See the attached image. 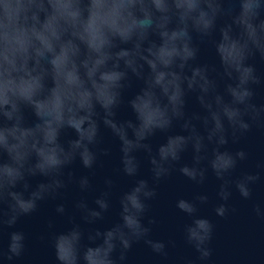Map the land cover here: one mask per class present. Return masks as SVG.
<instances>
[{"label":"clouds","instance_id":"obj_1","mask_svg":"<svg viewBox=\"0 0 264 264\" xmlns=\"http://www.w3.org/2000/svg\"><path fill=\"white\" fill-rule=\"evenodd\" d=\"M202 45L217 62H198ZM257 56L264 60V0H0V261L15 264L25 254L28 237L15 228L22 217L62 198L70 184L81 192L91 188L88 176L77 179L66 169L77 158L93 169L108 154L100 147L104 129L119 142V171L134 183L120 195L119 221L110 228H85L76 219L94 225L105 218L114 187L108 178L95 207L77 200L67 214L70 226L41 237L56 264H124L141 240L167 257L175 241L151 239L157 220H143L157 186L174 171L204 185L210 170L219 181L215 214L234 212L227 203L233 188L248 200L261 178L259 172L235 175L248 153L226 147L254 127L264 129V103L254 102V86L264 76L250 62ZM133 77L143 82L128 100L135 119L118 120ZM189 94L200 111H187ZM25 109L35 117L31 124ZM177 123L179 134L171 131ZM66 128L76 137L65 144ZM157 132L167 136L153 151L148 141ZM141 151L151 181L138 178ZM189 151L191 161L183 163ZM36 176L44 179L33 187L29 178ZM209 199L196 193L175 202L191 218L184 241L197 254L183 264H213L215 226L197 215ZM55 210L66 214L64 203ZM253 210L264 219V207Z\"/></svg>","mask_w":264,"mask_h":264},{"label":"water","instance_id":"obj_2","mask_svg":"<svg viewBox=\"0 0 264 264\" xmlns=\"http://www.w3.org/2000/svg\"><path fill=\"white\" fill-rule=\"evenodd\" d=\"M198 62H217L209 45L201 46ZM250 62L255 64L257 73L264 76V60L257 56ZM142 86L143 82L141 80L135 77L132 78L131 87L124 91L123 103L117 110L116 118L118 120L135 119L128 100L138 93ZM254 88L256 91L254 102L258 105L264 103V82L254 86ZM187 111L189 113L200 111L199 103L194 94H189L187 97ZM25 117L26 122L29 124L35 121L30 109H25ZM171 131L179 134L183 130L180 124L177 123ZM166 136L165 133L157 132L149 139L148 143L151 144L153 151L165 142ZM75 137L76 133L72 129L66 128L62 131L60 139L61 142L66 144L67 141ZM100 147L108 148L109 152L107 155L101 154L99 156L93 169L84 168L79 158L66 169V173L71 172L77 179L81 176H88L92 185L88 191L81 192L77 184H70L66 190H63L64 195L62 198L42 202L37 212L22 217L18 221L15 228L23 230L28 240L25 254L15 264H56L51 246L48 244L47 239H41V237H47L51 232L65 231L70 226L67 222V214L75 212L74 203L77 200L84 198L90 207H95L94 201L105 190V180L108 178L114 181V187L111 196L112 206L105 214V218L94 225H87L80 219L78 214L76 219L85 228L92 227L101 230L110 228L119 221V197L132 187L134 179L123 175L119 171V142L106 129L103 130V141ZM226 147L231 151L243 149L248 153V158L238 164L235 175H240L243 172L260 173V180L252 186V197L245 200L233 188L232 197L227 203L235 211L230 210L225 217H219L214 211L215 205L220 202L216 196L219 181L214 174L209 170L205 184L195 185L178 171H174L168 179L161 181L157 186V196L149 202L151 206L143 222L147 224L149 218H155L157 223L151 225L150 238L163 240L166 243L171 239L175 241V246L169 245L166 248L168 256L162 257L154 253L141 240L133 243L124 264H183L185 258L194 259L197 254L194 249L185 243L183 235L184 225L190 223L191 218L180 212L175 207V202L179 197L190 199L196 193L207 194L210 197L207 204L200 206L197 215L210 219L215 226L211 242L213 249L211 261L213 264H264V219L258 217L253 210L256 204L264 207V169L257 168L258 163L264 162V129L254 127L237 143L230 141ZM191 155L190 151L184 153L182 162L189 163ZM138 157L141 160L138 178L151 181V166L148 162L147 153L141 151L138 153ZM4 159H7V157L4 156ZM43 179L40 176L30 177L29 183L34 187ZM59 203L65 204L66 214L62 215L56 212V205ZM50 219L54 222L51 229L48 227ZM0 264H4V262L0 261Z\"/></svg>","mask_w":264,"mask_h":264}]
</instances>
